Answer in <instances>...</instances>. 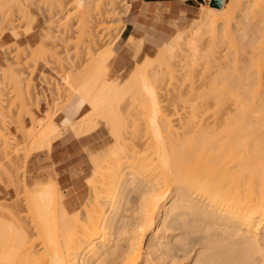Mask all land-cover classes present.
<instances>
[{
  "label": "bare ground",
  "instance_id": "1",
  "mask_svg": "<svg viewBox=\"0 0 264 264\" xmlns=\"http://www.w3.org/2000/svg\"><path fill=\"white\" fill-rule=\"evenodd\" d=\"M104 1L113 16L130 6L86 4ZM55 8L62 11L60 0ZM87 11H80L82 25ZM117 38L76 76H57L62 92L71 90L89 109L70 126L87 147L79 212L69 214L64 200L72 190L31 188L37 183L16 145L0 133V264H264V0L203 8L190 31L157 51L156 70L138 66L122 86L107 78ZM127 40L129 51H140ZM173 75L190 84L178 80L171 98L159 101L152 84ZM8 77L25 102L21 80ZM56 87L53 99L61 97ZM140 90L146 119H119L125 96ZM59 108L33 124L31 149L47 151L59 137Z\"/></svg>",
  "mask_w": 264,
  "mask_h": 264
},
{
  "label": "rangeland",
  "instance_id": "2",
  "mask_svg": "<svg viewBox=\"0 0 264 264\" xmlns=\"http://www.w3.org/2000/svg\"><path fill=\"white\" fill-rule=\"evenodd\" d=\"M60 1L63 8L59 12L55 8L57 0H15L12 4L10 3L11 5H4V2L0 0V80L2 81H0V104L2 105H0V133L3 137L6 135L5 138L7 137L10 142L16 145L17 153H20V158L28 170L27 178L37 183V185H31V188H50L56 185L60 192L72 190L64 200L67 202L69 214H75L82 208V171L85 170L88 159L86 158V153H83L86 160L82 161V151L85 152L87 147L82 146V138L72 134L70 126L85 117L89 109L77 97L73 96L71 90L62 92L57 76L61 75L63 78L71 75L76 76L87 63L86 59H93L94 55H100L105 50V43H110V41L112 42L118 37L115 45L113 44L111 47V49L113 48V56L109 57L107 62V78L110 81H114L116 85L122 86L139 67L146 66L148 71L149 69L150 71L156 70L157 62L155 63L154 61L157 60L160 48L162 49L166 43L159 47L145 48L141 41L134 39V44L140 43V51L137 52L134 48L129 51L125 47V43L128 40L122 39V33L126 27L124 20L128 16L130 8L124 7L126 8L124 12L113 16L107 13L108 10L104 7L105 1L92 9L86 4L88 0ZM210 3L211 0H204V3L197 7L196 16L193 18L189 17L187 21L176 28L174 37L179 34L184 35L187 31H190L193 23L199 19L201 10L205 7H211ZM83 9L88 10L86 16H84L85 18L87 17V21L84 24L87 25L88 29L86 25H82V22L78 21ZM241 10V7L237 8L232 14V18L235 19ZM24 14L26 17L24 16L23 18ZM80 16H83V14ZM5 18L9 19L8 21L10 22ZM25 18L27 19L25 20ZM114 18H118V25L113 23ZM235 20H231V23ZM5 22H8V27ZM9 31L14 32V34ZM89 34L94 39V44L86 42L90 38ZM14 36L15 38H13ZM103 36L106 38L108 36L107 42ZM241 36V34L237 35L236 38L239 40ZM243 41H241L242 43L239 42L238 45L244 44L245 41ZM41 51L44 53L43 56L39 54ZM174 69L176 70V67ZM173 74L175 75V73ZM174 75L173 77L175 78L176 75ZM8 76H15L21 80L28 96V98H25V102L24 99L20 101L12 82V77L10 80ZM174 78L165 80L166 82L169 80L167 82L168 85L166 82L163 83L165 86L159 83V85L157 83L152 84V86L157 87L156 92L159 101L166 100V98L169 99V97L171 98V93H175L173 91L175 89L174 86L178 87L181 78H178L179 82L178 80L176 81L177 77ZM185 79L189 81L188 78ZM170 80H173L171 87L173 89L170 88ZM176 82L178 84L174 85ZM181 83H184L185 88L190 84V82L185 84L184 77H182ZM155 84L158 86L162 85L163 87L160 86L162 90ZM47 86L50 87V91H54L55 86L60 88L58 92L61 93V97H55L57 100L54 98L56 103H54L55 100ZM51 87L54 89L51 90ZM136 92L131 93L133 98H130V94L125 96L128 99L123 100L121 107L119 106V119H146V115L140 114L142 109L140 104L141 102L143 103L144 95L141 90L140 92L138 91L139 93ZM135 94H137V98ZM141 95L143 96L142 100L138 98ZM130 101H134V103H130ZM136 102L138 103L137 105ZM53 104H55V107H53ZM60 106H63V108ZM74 107H76L75 110H73ZM54 108L60 109L53 118V123L58 127L59 137L52 142L47 151L31 149L32 145L28 140L32 136V126L43 124L47 120L45 119L47 112H49V115ZM63 112L65 119L62 116ZM75 113L77 114L75 115ZM73 115V119L68 117ZM29 116L33 118L34 123L32 122V125ZM118 117L116 116L117 119ZM98 119L102 118L99 117ZM20 128L25 134L24 138L23 134H20ZM64 137L68 139V146L60 156L50 159V153L60 145L61 141H64ZM104 139L106 137H101L94 144H101ZM94 152L98 153L100 149L96 148ZM60 177L62 178L60 179ZM1 187L0 185V191ZM83 190H86L85 186ZM69 198L71 199L70 201Z\"/></svg>",
  "mask_w": 264,
  "mask_h": 264
},
{
  "label": "crops",
  "instance_id": "3",
  "mask_svg": "<svg viewBox=\"0 0 264 264\" xmlns=\"http://www.w3.org/2000/svg\"><path fill=\"white\" fill-rule=\"evenodd\" d=\"M127 3L130 5V12L124 20L126 27L123 30L122 39L133 38L141 41L145 48H151L169 42L174 37L178 26L189 17L196 16L195 11L204 3V0H127ZM62 116L65 119L64 112ZM68 117L73 119L74 115ZM63 140L56 149L52 150L50 159L60 156L68 146L67 137ZM83 160L86 159L82 151Z\"/></svg>",
  "mask_w": 264,
  "mask_h": 264
},
{
  "label": "water",
  "instance_id": "4",
  "mask_svg": "<svg viewBox=\"0 0 264 264\" xmlns=\"http://www.w3.org/2000/svg\"><path fill=\"white\" fill-rule=\"evenodd\" d=\"M220 2H221V0H211L210 5L212 7H219L220 6Z\"/></svg>",
  "mask_w": 264,
  "mask_h": 264
}]
</instances>
